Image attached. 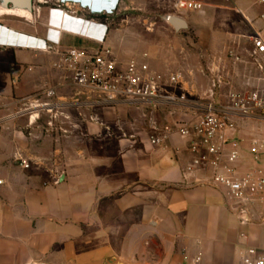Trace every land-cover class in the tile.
Instances as JSON below:
<instances>
[{
  "label": "crops",
  "instance_id": "0c3cea01",
  "mask_svg": "<svg viewBox=\"0 0 264 264\" xmlns=\"http://www.w3.org/2000/svg\"><path fill=\"white\" fill-rule=\"evenodd\" d=\"M177 1L0 0V50H11L9 73L24 79L18 88L0 89V264H105L113 257L126 264H239L244 243H264V225L245 227L248 237H240L244 228L223 189L185 179L190 153L178 134L160 145L149 142L152 120L162 124L189 115L127 105L71 107L67 113L76 110L81 122L63 141L38 123L40 111L16 108L51 86L61 100H74L69 75L53 63L68 47L98 46L69 33L63 17V26L56 24L61 19L52 17L53 9L108 23L105 42L120 61L147 53L159 70L168 69L167 55L182 48L166 15L183 18L188 28L206 8L220 14L233 5L240 22L232 37L245 22L250 36L264 35V24H257L264 12L252 11L264 0H193L203 3L195 12L178 10ZM49 26L61 31L57 52L5 45L15 32L43 38ZM257 75L246 62L245 84H255ZM19 159L43 160L51 172L24 168Z\"/></svg>",
  "mask_w": 264,
  "mask_h": 264
},
{
  "label": "built area",
  "instance_id": "2783aa9c",
  "mask_svg": "<svg viewBox=\"0 0 264 264\" xmlns=\"http://www.w3.org/2000/svg\"><path fill=\"white\" fill-rule=\"evenodd\" d=\"M176 8L201 11L203 3L178 0ZM51 14L60 17V21H54L59 25L63 17L69 33L95 41L98 46L68 47L53 63L55 69L69 75L76 88L74 100L65 102L56 87H46L25 98L27 110L46 112L54 120L58 116L69 117L66 109L71 107L94 109L119 105L149 109L152 113L167 109L173 116L189 115L162 124L152 120L149 142L160 145L174 133L186 142L190 158L182 167L185 179L193 176L201 185L224 190L244 228L240 232L242 239L248 237L245 227L264 225V165L249 169L240 165V147L245 142L241 124L245 119L264 118V35L255 32L251 36L257 83L246 91L231 89L223 99L219 93L221 78L214 77L210 87L199 94L182 71L156 69L147 53L120 61L105 42L108 23L68 16L59 9H53ZM260 19L264 22V14ZM60 32L53 26L47 28L43 38L15 32L14 40L6 41L5 45L55 52L61 42ZM229 55L234 61L242 62L236 48L229 49ZM13 83L16 84V79ZM249 150L257 163L262 161L264 137H253ZM19 161L25 168L29 167L27 161ZM195 260L199 261L200 257ZM239 264H264V243H244Z\"/></svg>",
  "mask_w": 264,
  "mask_h": 264
},
{
  "label": "rangeland",
  "instance_id": "374dc122",
  "mask_svg": "<svg viewBox=\"0 0 264 264\" xmlns=\"http://www.w3.org/2000/svg\"><path fill=\"white\" fill-rule=\"evenodd\" d=\"M226 2L229 3V1ZM251 4L252 2L248 5L250 6ZM224 8L222 7V9ZM234 8L235 6L233 7V5L226 7L225 12L221 11L220 14L206 8L205 11L196 14L197 16L193 19L192 24L186 29L179 30L175 38L176 43L182 48L178 47L173 53L167 55L168 60L171 62L169 64L171 66L168 69L182 71L186 79L198 90L199 94H202L210 87L214 77L222 80L219 93L223 99L231 89L246 91L254 87V83L249 84L247 82L245 84V63H252L254 70H256L252 58L251 25L249 22H247L248 24L245 22L244 31L240 32L236 37H232L231 31H234V28L236 29L237 27V22H240V17L235 13ZM252 11L254 13L264 12V3L255 5ZM252 21L255 22L256 20L253 19ZM257 24L262 27L264 22L261 20ZM170 34H174V32ZM231 48H236L239 51L242 62H236L230 57L229 49ZM12 61H14V56L11 50H0V89L6 86L18 88L24 82L23 77L20 79V76H18L20 73L18 74L17 71L11 72L12 75H10L8 65ZM13 79H16V84L13 83ZM18 81L20 83L16 87ZM253 81L257 83V77ZM33 94L31 93V95ZM16 104L19 106H16L17 109L24 108V102H16ZM72 113V115L68 114L69 117L58 116V119L54 120L50 118L48 113L41 112L38 123L46 129L51 130L52 128L51 132H57L58 136L64 141L66 135H70L69 130L81 122V116L76 110H72ZM16 120L22 123V119L16 118ZM55 128L57 130H54ZM241 128L245 137V142L240 147L242 155L240 165L242 169L246 168L245 164H249L247 169L264 165V155L262 157L263 161L257 163L249 150L253 137H264V118L256 120L245 119V122L241 124ZM48 152V149L42 151L43 154L49 156ZM46 163L49 165V160H46ZM33 166L44 167L47 172H51L50 165H44L43 160L39 163L29 162L27 169H31Z\"/></svg>",
  "mask_w": 264,
  "mask_h": 264
},
{
  "label": "water",
  "instance_id": "95a60500",
  "mask_svg": "<svg viewBox=\"0 0 264 264\" xmlns=\"http://www.w3.org/2000/svg\"><path fill=\"white\" fill-rule=\"evenodd\" d=\"M165 19L169 22V23H171V25L176 29V30H180V29H184V28H186L187 27V23H186V21L183 19V18H181V17H179V16H177V15H166L165 16ZM113 261H116V262H118L119 264H126V263H124L123 261H121L119 258H117V257H113V258H111L110 260H108L105 264H112V262Z\"/></svg>",
  "mask_w": 264,
  "mask_h": 264
}]
</instances>
